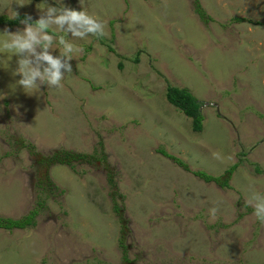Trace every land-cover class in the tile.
Here are the masks:
<instances>
[{"label": "rangeland", "instance_id": "1", "mask_svg": "<svg viewBox=\"0 0 264 264\" xmlns=\"http://www.w3.org/2000/svg\"><path fill=\"white\" fill-rule=\"evenodd\" d=\"M47 5L85 10L106 34L50 27L54 58L61 36L82 51L61 87L28 93L22 57L0 49V216L39 208L34 227L0 230V264H264V224L245 203L264 196V0H0V18L35 22ZM169 86L202 103L201 133ZM60 150L106 161L42 162ZM234 165L227 187L193 174L225 180Z\"/></svg>", "mask_w": 264, "mask_h": 264}, {"label": "clouds", "instance_id": "2", "mask_svg": "<svg viewBox=\"0 0 264 264\" xmlns=\"http://www.w3.org/2000/svg\"><path fill=\"white\" fill-rule=\"evenodd\" d=\"M13 13V18H18L19 14ZM31 21L32 17L26 15L20 21L24 25L22 31L18 29L16 32H10L5 29L4 33L0 34L6 37L0 40V49L22 57L17 60L14 74L21 77L16 83L26 93L39 88L41 84H46L50 88L61 87V81L65 77L61 70L66 69L67 73H72V67L68 62L73 60L74 53L82 51L61 36L58 41L62 46L59 49L60 55L54 58L49 49H52L56 38L48 33L50 27L55 26L58 31L70 33L72 38L78 39L89 36L103 37L106 34L104 23L90 16L85 10L77 11L63 5L60 7L47 5L40 18L35 23ZM37 48H41L42 51L38 53ZM44 64L47 66L44 67ZM245 203L253 208V216L264 224V196L252 193ZM215 213L216 209H212L213 218Z\"/></svg>", "mask_w": 264, "mask_h": 264}, {"label": "trees", "instance_id": "3", "mask_svg": "<svg viewBox=\"0 0 264 264\" xmlns=\"http://www.w3.org/2000/svg\"><path fill=\"white\" fill-rule=\"evenodd\" d=\"M30 1H35L39 2L42 0H30ZM197 4V12L201 14L202 17L205 16V13L203 10H201L199 1L196 2ZM25 16H19L16 19H8L7 17H1L0 18V23L5 24L8 26H17L22 19H24ZM239 21H242L243 19H237ZM32 23H35L34 21H31ZM48 33H52L51 30L48 29ZM166 100L168 101L169 104H171L173 107H175L178 111L184 113L187 117H189L192 120V130L196 133H201L203 131V124L205 121V118L203 116V113L201 111V106L202 103L194 97V95L185 88H177V87H171L169 86L166 90ZM29 150L33 151L34 146L28 145ZM103 147V144L101 145ZM159 153H161L163 156L168 157L169 159L173 160L178 164L179 166H182L185 168L186 171H189V167L186 165L185 162L182 160L177 159L176 157L170 155L164 150H159ZM101 158L97 156L96 154H81V153H73L70 151H64L60 150L56 152L53 156H50L47 160L43 159V163L46 164L47 166L55 165V164H62V165H68L72 169H76V164L78 163L79 165H88V166H93L95 163H103L106 161V155L103 154V152H100ZM238 165H234L229 171H227V174H229L228 178L225 180H222V177H214L212 175H209L205 172L197 171L194 172L193 174L201 179H204L206 182H216L221 184L223 187L229 186L228 181L230 180L231 175L235 172L237 169ZM114 175H109L108 182L110 183L111 186L114 185L116 187L114 181ZM41 185V184H40ZM48 187L52 188V182H49L47 184ZM54 187V186H53ZM51 188H49L47 191L46 189L41 190L39 192L38 198L42 197V194H45V197L48 198L50 194L48 192L51 191ZM118 195L121 196V199L124 198V196L120 193H117ZM47 199L39 202L41 205L46 203ZM41 207V206H40ZM114 209L116 213H120L121 208L115 204ZM39 208H35L32 212L29 213L28 216L20 219H12L10 217H4L0 216V230L4 231H15V230H25L29 227H34L36 225V222L34 221V218L37 216V211ZM123 244V241H121ZM120 245L122 246V244ZM126 252H127V248Z\"/></svg>", "mask_w": 264, "mask_h": 264}]
</instances>
